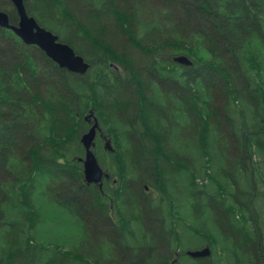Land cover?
I'll return each instance as SVG.
<instances>
[{
	"label": "trees",
	"instance_id": "1",
	"mask_svg": "<svg viewBox=\"0 0 264 264\" xmlns=\"http://www.w3.org/2000/svg\"><path fill=\"white\" fill-rule=\"evenodd\" d=\"M25 7L89 69L0 28V264H264V0ZM91 112L102 189L79 162Z\"/></svg>",
	"mask_w": 264,
	"mask_h": 264
},
{
	"label": "water",
	"instance_id": "2",
	"mask_svg": "<svg viewBox=\"0 0 264 264\" xmlns=\"http://www.w3.org/2000/svg\"><path fill=\"white\" fill-rule=\"evenodd\" d=\"M19 16L17 25L10 23L7 12L0 11V28L12 31L27 46H35L44 52L59 67L80 75L86 74L89 69L87 64L67 44L61 43L58 36L39 26L37 21L29 16L25 0H9ZM174 62L182 66H192L193 62L187 56H177ZM98 123H94L88 133L81 138V143L86 150L83 162L84 180L88 185H99L102 187L105 173L99 166L92 148L96 138ZM187 255L193 259L206 258L211 255V250L206 247L200 251H189Z\"/></svg>",
	"mask_w": 264,
	"mask_h": 264
},
{
	"label": "flooded vegetation",
	"instance_id": "3",
	"mask_svg": "<svg viewBox=\"0 0 264 264\" xmlns=\"http://www.w3.org/2000/svg\"><path fill=\"white\" fill-rule=\"evenodd\" d=\"M39 49V48H38ZM179 65V64H178ZM180 67H182V68H180V69H184V68H191V67H193V65L192 66H182V65H179ZM183 71V70H182ZM180 76L182 77L183 76V73H181L180 74ZM181 101H183V100H181ZM87 122H88V124L90 125V128H91V126L94 124V123H98V128H97V132L98 133H96V138H95V140H94V146H93V148H92V150H93V152H94V154H95V156L97 155V141H98V139H100V143H101V145L103 144V148L105 149V152L107 153V154H109V153H114V150H113V148H112V141H111V139L106 135V134H104V132L102 131V128H101V125H100V123H99V118L93 113V112H91L90 114H89V116H88V119H87ZM189 126L192 128V130L194 129V124H189ZM89 128V129H90ZM178 128H179V132H178V134L180 135V140L181 141H183L182 140V136H183V124H179L178 125ZM191 139H192V142H194L195 140H197L196 138H194V131H192L191 132ZM85 150V149H84ZM86 157V150H85V153H84V157H83V159ZM97 158V157H96ZM180 161H183V159L182 158H180ZM192 162H195V158H194V156L192 155ZM182 170H183V166H182V163H180L179 165L176 163V169H175V173H176V177L178 178V180H176V187H177V190L178 189H180V173L182 172ZM106 175H105V177L103 178V183H104V181H106V180H110V176L108 175V173H105ZM169 175V174H168ZM168 181L169 182H173V179H172V177H170L169 176V178H168ZM84 182H85V180H84ZM86 183V182H85ZM147 184H149V185H151V183H150V181L149 182H147ZM146 192H149V190H150V193H151V195L152 196H155V192H154V190L152 189V187H150V186H146ZM261 191L262 190H260V189H258V191L256 192V194H261ZM179 203V202H178ZM230 238V237H229ZM177 262H178V260H177ZM177 262H175L174 261V263H177Z\"/></svg>",
	"mask_w": 264,
	"mask_h": 264
},
{
	"label": "rangeland",
	"instance_id": "4",
	"mask_svg": "<svg viewBox=\"0 0 264 264\" xmlns=\"http://www.w3.org/2000/svg\"><path fill=\"white\" fill-rule=\"evenodd\" d=\"M4 2H7V0H4ZM6 6H7V7H9V4H8V3H6ZM256 162H257V163H259V160H258V159H256ZM174 261H175V262H177V260H174ZM177 263H178V262H177ZM177 263H176V264H177ZM174 264H175V263H174Z\"/></svg>",
	"mask_w": 264,
	"mask_h": 264
},
{
	"label": "bare ground",
	"instance_id": "5",
	"mask_svg": "<svg viewBox=\"0 0 264 264\" xmlns=\"http://www.w3.org/2000/svg\"><path fill=\"white\" fill-rule=\"evenodd\" d=\"M99 126V125H98ZM96 133H98V132H96ZM223 185V184H222ZM251 188V187H250ZM250 190V189H249ZM253 193V192H252ZM195 251V250H194Z\"/></svg>",
	"mask_w": 264,
	"mask_h": 264
}]
</instances>
